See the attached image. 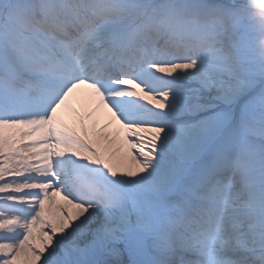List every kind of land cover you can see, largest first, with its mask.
I'll use <instances>...</instances> for the list:
<instances>
[{"label": "snow or ice", "instance_id": "obj_1", "mask_svg": "<svg viewBox=\"0 0 264 264\" xmlns=\"http://www.w3.org/2000/svg\"><path fill=\"white\" fill-rule=\"evenodd\" d=\"M0 264H264V0H0Z\"/></svg>", "mask_w": 264, "mask_h": 264}, {"label": "bare ground", "instance_id": "obj_2", "mask_svg": "<svg viewBox=\"0 0 264 264\" xmlns=\"http://www.w3.org/2000/svg\"><path fill=\"white\" fill-rule=\"evenodd\" d=\"M73 106L74 107H77V108L81 107V105L79 103H74ZM65 117L70 120L71 119L70 113H68L67 111H65Z\"/></svg>", "mask_w": 264, "mask_h": 264}]
</instances>
